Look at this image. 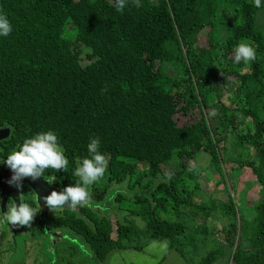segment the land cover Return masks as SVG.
<instances>
[{
	"label": "trees",
	"instance_id": "obj_1",
	"mask_svg": "<svg viewBox=\"0 0 264 264\" xmlns=\"http://www.w3.org/2000/svg\"><path fill=\"white\" fill-rule=\"evenodd\" d=\"M115 8V0H0L13 29L0 37V126L10 127L11 146L54 131L69 163L44 175L63 189L79 179L74 169L99 137L108 165L88 186L91 202L101 210L112 202L110 184L127 180L136 196L128 215L143 223L82 203L52 225L80 238L100 264L116 249L142 251L141 240L167 241L184 256L180 241L197 233L157 214L195 208L207 221L208 207L192 201L199 183L212 173L247 175L260 198L247 203L253 213L222 197L211 216L220 230L197 232L224 245L196 264H214L226 249L224 264H264V5L142 0L137 8L129 0L122 13ZM242 41L257 52L248 65L232 60ZM199 153L208 175L190 167Z\"/></svg>",
	"mask_w": 264,
	"mask_h": 264
},
{
	"label": "rangeland",
	"instance_id": "obj_2",
	"mask_svg": "<svg viewBox=\"0 0 264 264\" xmlns=\"http://www.w3.org/2000/svg\"><path fill=\"white\" fill-rule=\"evenodd\" d=\"M258 14V19L260 20V18L264 16V9L260 10ZM228 96L230 95L224 94L221 100L227 106L235 107L234 102H229L227 100ZM229 147L230 145L227 144L226 148ZM223 150L224 147H220L219 152L221 157H223ZM206 160V155L204 153H199L194 161L190 163V167L194 168L195 166H198V170L203 171L205 175H208L207 170H210V167L208 161L206 162ZM205 179L207 180L199 183V190L195 193L192 201L197 205L204 204L205 207H208L207 221H203L200 215L198 216L195 214L193 211L195 208H192V212L188 208H185V214H180L178 216L170 212L166 215L163 212H159L157 214L158 217L168 219L169 221H179L181 224L188 227L190 232L192 231V233H197L191 234L192 236L187 234V236L180 241L179 246L182 248V251L185 252L184 256H181L176 250L170 249L167 241L155 240L150 243L145 240H141L138 242L139 245L145 243L142 251L129 248L116 249L112 251L107 256L106 260L101 264H196L209 252L215 250L222 244L224 245L222 238L212 234L205 237L200 235V232L203 230L205 232L209 231L210 233H212V231L217 233V230H220V218H217L216 215L213 219L211 217L216 213V204L220 206L219 203L221 202V199H223L222 197L225 198V201L229 197H233V200H231L233 201L235 207L239 208L243 213L247 212L246 214L250 216L253 211L251 212L252 209L248 207L247 203H255L260 200L258 188L257 185H255V182L250 180V177H247V175L239 176V174L226 175L223 173H212ZM249 183H252L251 186ZM242 189L247 190L246 195L248 201L245 199L243 194L244 191H242ZM133 192L134 191L129 189L127 180L119 184H110L108 196H111L112 202L104 206L105 208L110 207L105 212H109L111 217L114 213H119L122 223H132L135 226H141L143 223L139 218L131 216L130 213L128 215V209L130 210L133 208L131 201L136 199ZM114 193L122 194L123 201L121 203L115 202L114 198L116 195H114ZM130 197L132 199H130ZM91 201L92 200L85 201L83 202V205L92 206L94 211H103L104 207L101 210H97L96 204ZM48 210L49 208L46 207V213L43 217L47 226ZM201 212L205 215L203 211ZM212 212L213 214H209ZM5 225L0 223V264H100L94 260L86 243L78 237H73L74 234L71 232L67 233L65 231H56V233L51 227L54 232L50 229L48 232L42 230V232H40L41 236L39 231L36 233L33 232V230L30 231L29 234L23 233L22 235H18L12 233L14 229L12 225H7V223ZM62 233L65 234V238H63ZM31 235L35 236L38 240H35L31 237ZM54 235L60 238L59 241L58 239H55L56 237ZM227 252L228 251L226 249L223 256L214 264L227 263Z\"/></svg>",
	"mask_w": 264,
	"mask_h": 264
},
{
	"label": "clouds",
	"instance_id": "obj_3",
	"mask_svg": "<svg viewBox=\"0 0 264 264\" xmlns=\"http://www.w3.org/2000/svg\"><path fill=\"white\" fill-rule=\"evenodd\" d=\"M128 2L129 0H115V10L122 13ZM131 2L137 8L142 5V0H131ZM251 3L259 9L264 5V0H251ZM12 30L8 17L0 12V37H7ZM256 56L254 45L249 41H242L234 47L232 60L237 64L242 62L244 65H248L256 59ZM86 147L87 156L82 157L79 166L74 169L73 174L79 178L76 183L64 187L60 192L53 190L49 195L43 197L44 204L50 210L63 207L75 208L78 204L91 200L88 186L103 177L108 160L101 150L99 137H91ZM68 163L64 149L58 143V136L52 130L38 132L23 139L22 143L9 154L0 158V164L6 165L11 170L12 176L9 183L14 185L17 190L21 188L20 182L25 177H30L33 180L44 177L45 169L49 168L64 172ZM37 208L40 210L36 195L34 205L27 202H20L18 206L15 203L7 205V211L0 213V223L6 221L11 225L28 226L39 212Z\"/></svg>",
	"mask_w": 264,
	"mask_h": 264
},
{
	"label": "flooded vegetation",
	"instance_id": "obj_4",
	"mask_svg": "<svg viewBox=\"0 0 264 264\" xmlns=\"http://www.w3.org/2000/svg\"><path fill=\"white\" fill-rule=\"evenodd\" d=\"M10 136H11V129L8 126H0V158L5 157L7 154H9L14 147L11 146L12 145V141L10 140ZM3 167V168H2ZM6 167V168H4ZM4 170L5 172H9V168L6 165L0 164V172L1 170ZM44 175V174H43ZM37 181V187H33V190H31V187L26 183L27 181H23L21 183V188L19 190H17V188L15 186H13L12 188L8 187V190L3 197H2V193L0 191V213H5L7 211V205H11L12 203H15L17 206L19 205L20 202H27L30 204L34 205V201H35V195L36 193H38L37 195V203L40 206V210L39 208H37V211H39L35 217L33 218V220L30 222V224L28 226H16V225H12L13 226V232L14 234H18V235H22L23 233H27L29 234L30 231L33 230V232L38 233L42 232V230L48 232V230L50 229L52 232H54L51 227L56 231H61L63 232L64 230L58 229L57 227L52 225V221L55 218L61 217L63 215V213L66 210H71L74 209L76 212H79V206H76L75 208H70V207H63V208H58L55 210H48V226L47 224H45L44 220H43V215H45L46 211V205L44 204V200L43 197H46L47 195H49L53 190L59 192L62 189L60 188H56L54 186H52V184H49L48 182L52 181L46 177L44 175V177H39L35 179ZM25 182V183H24ZM39 187V190L41 191V194L38 192V190L36 191V189ZM46 189V191L43 190ZM48 208V207H47ZM7 222L4 221L2 224H6ZM7 225H11L8 224ZM6 226V225H5ZM47 228V230H46ZM57 233V232H56ZM41 236V234H40ZM50 236V235H49ZM56 238L55 239H59L58 236L54 235ZM63 238H65L64 233H62ZM31 237H33L35 240H38L35 236L31 235ZM48 240H52V239H48ZM47 240V241H48ZM49 242V241H48Z\"/></svg>",
	"mask_w": 264,
	"mask_h": 264
},
{
	"label": "water",
	"instance_id": "obj_5",
	"mask_svg": "<svg viewBox=\"0 0 264 264\" xmlns=\"http://www.w3.org/2000/svg\"><path fill=\"white\" fill-rule=\"evenodd\" d=\"M3 168V167H2ZM6 168V167H4ZM12 176V172L11 170H9V172H5L3 169L0 172V191L2 193V197L8 193V187L12 188L14 185L10 184L9 181L11 179ZM27 181L26 183L31 187V190H33V187H37V181L33 180L30 177H25L20 183H22L23 181ZM25 183V182H24ZM33 186V187H32ZM38 190V192L41 194V191L39 190V187L36 189V191ZM44 191H46V189L43 188ZM38 193H36V197ZM45 216V215H43Z\"/></svg>",
	"mask_w": 264,
	"mask_h": 264
}]
</instances>
